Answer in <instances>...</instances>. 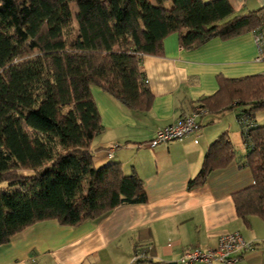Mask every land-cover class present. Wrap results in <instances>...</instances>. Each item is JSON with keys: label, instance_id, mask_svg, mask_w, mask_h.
<instances>
[{"label": "trees", "instance_id": "16d2710c", "mask_svg": "<svg viewBox=\"0 0 264 264\" xmlns=\"http://www.w3.org/2000/svg\"><path fill=\"white\" fill-rule=\"evenodd\" d=\"M172 2L0 0V246L41 221L78 226L147 200L135 169L126 173L118 160L96 164L91 146L104 127L93 85L146 111L153 93L142 59L163 55L169 35L195 49L264 25L262 9L237 14L229 0ZM217 80L219 89L197 107L203 115L240 108L239 121H250L242 134L254 183L234 201L246 222L252 215L264 220V124L254 121L264 111V73ZM235 157L224 131L189 186Z\"/></svg>", "mask_w": 264, "mask_h": 264}, {"label": "crops", "instance_id": "0c3cea01", "mask_svg": "<svg viewBox=\"0 0 264 264\" xmlns=\"http://www.w3.org/2000/svg\"><path fill=\"white\" fill-rule=\"evenodd\" d=\"M235 13L262 9L264 0H229ZM250 31L222 39L214 37L195 49L183 48L177 33L164 41L163 55L142 59L153 102L146 111L131 108L98 85L92 86L103 131L92 142L96 164L122 162L144 181L147 200L121 204L102 217L78 226L56 219L35 223L0 246V264H131L137 249L145 260L137 264L178 263L190 247L215 248L223 234L239 231L247 243L237 264H264V228L252 215L237 213L234 194L254 183L247 165L239 110L199 117V127L181 140L150 146L159 128L180 121L219 89L217 77L264 73L258 60L257 34ZM264 111L255 124H264ZM260 118H262L260 121ZM224 131L231 137L235 159L210 172L204 183L190 187L210 144ZM117 146L113 154L109 148ZM262 228V232L258 228ZM204 264V263H198ZM213 264H224L214 262Z\"/></svg>", "mask_w": 264, "mask_h": 264}, {"label": "built area", "instance_id": "2783aa9c", "mask_svg": "<svg viewBox=\"0 0 264 264\" xmlns=\"http://www.w3.org/2000/svg\"><path fill=\"white\" fill-rule=\"evenodd\" d=\"M259 55L258 60H264V32L259 31L256 37ZM206 109L196 107L191 113L186 114L180 121L159 128L155 137L150 140V146H156L164 142L181 140L194 132L199 127V117L206 113ZM243 129H247L250 121L244 117L240 120ZM109 149V154H113L114 148ZM253 244L247 243L239 231L223 234L219 238L218 245L215 248L203 249L200 246H194L185 249L179 259V264H213L222 262L224 264H237L241 252L247 248H252ZM144 250L137 249L131 264H137L145 260Z\"/></svg>", "mask_w": 264, "mask_h": 264}, {"label": "rangeland", "instance_id": "374dc122", "mask_svg": "<svg viewBox=\"0 0 264 264\" xmlns=\"http://www.w3.org/2000/svg\"><path fill=\"white\" fill-rule=\"evenodd\" d=\"M153 3H155L156 5L159 6H164V7H172L173 6V2L172 0H151ZM258 116H264V114H259ZM262 118H260V121ZM259 218V216L257 217ZM259 220L262 222V227L264 228V220L262 218H259ZM260 231H258L259 233L262 232V228H258ZM261 243H264V241H261ZM264 245V244H263Z\"/></svg>", "mask_w": 264, "mask_h": 264}, {"label": "water", "instance_id": "95a60500", "mask_svg": "<svg viewBox=\"0 0 264 264\" xmlns=\"http://www.w3.org/2000/svg\"><path fill=\"white\" fill-rule=\"evenodd\" d=\"M169 264H177L176 262H170Z\"/></svg>", "mask_w": 264, "mask_h": 264}]
</instances>
